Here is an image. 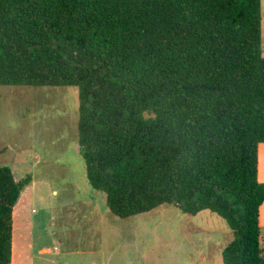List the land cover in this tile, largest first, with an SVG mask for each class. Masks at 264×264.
<instances>
[{
	"label": "trees",
	"instance_id": "16d2710c",
	"mask_svg": "<svg viewBox=\"0 0 264 264\" xmlns=\"http://www.w3.org/2000/svg\"><path fill=\"white\" fill-rule=\"evenodd\" d=\"M262 20V0H0V86L79 90L86 176L113 215L209 211L233 233L224 264H264ZM32 180L0 167V264Z\"/></svg>",
	"mask_w": 264,
	"mask_h": 264
},
{
	"label": "rangeland",
	"instance_id": "374dc122",
	"mask_svg": "<svg viewBox=\"0 0 264 264\" xmlns=\"http://www.w3.org/2000/svg\"><path fill=\"white\" fill-rule=\"evenodd\" d=\"M262 12L264 57V0ZM79 107L77 88L0 86V167H10L17 181L33 179L16 206L14 264H224L233 233L209 211L193 217L164 205L129 219L109 211L86 176ZM96 211L102 230L89 233ZM100 236L101 252L84 249Z\"/></svg>",
	"mask_w": 264,
	"mask_h": 264
},
{
	"label": "crops",
	"instance_id": "0c3cea01",
	"mask_svg": "<svg viewBox=\"0 0 264 264\" xmlns=\"http://www.w3.org/2000/svg\"><path fill=\"white\" fill-rule=\"evenodd\" d=\"M262 32H263V24H262ZM264 146V144H262L261 146H260V159H261V151H263L262 150V147ZM260 167H261V160H260ZM260 181H261V178H260ZM263 211H264V204H263V206H262V208H261V212H260V223H261V225H263ZM201 215V214H200ZM263 240H264V237L262 238V243H263ZM102 249H104V247H103V243H102V245H101V247L99 248V250H93V251H91V250H88V251H90V253H98V252H101L102 251ZM56 251L59 253V255H63V254H67L66 252H63V251H61V249L59 248V247H56ZM43 253H46L47 252V250H43L42 251Z\"/></svg>",
	"mask_w": 264,
	"mask_h": 264
}]
</instances>
